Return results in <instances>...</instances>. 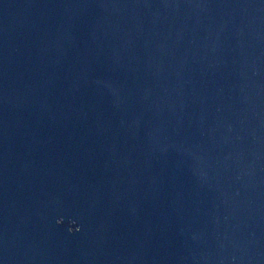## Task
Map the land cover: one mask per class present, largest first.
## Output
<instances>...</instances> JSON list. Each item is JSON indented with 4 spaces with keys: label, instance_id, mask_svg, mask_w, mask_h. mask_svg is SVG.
Returning a JSON list of instances; mask_svg holds the SVG:
<instances>
[{
    "label": "water",
    "instance_id": "water-1",
    "mask_svg": "<svg viewBox=\"0 0 264 264\" xmlns=\"http://www.w3.org/2000/svg\"><path fill=\"white\" fill-rule=\"evenodd\" d=\"M0 264H264V0H0Z\"/></svg>",
    "mask_w": 264,
    "mask_h": 264
}]
</instances>
